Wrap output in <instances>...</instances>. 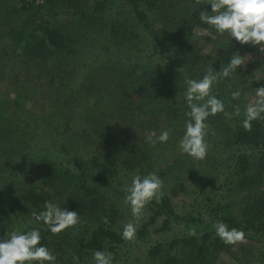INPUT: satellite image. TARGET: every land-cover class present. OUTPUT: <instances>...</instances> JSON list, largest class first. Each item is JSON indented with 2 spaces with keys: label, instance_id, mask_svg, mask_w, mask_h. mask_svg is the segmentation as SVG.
Segmentation results:
<instances>
[{
  "label": "rangeland",
  "instance_id": "obj_1",
  "mask_svg": "<svg viewBox=\"0 0 264 264\" xmlns=\"http://www.w3.org/2000/svg\"><path fill=\"white\" fill-rule=\"evenodd\" d=\"M74 2L78 8L72 9L65 0H49L47 3L46 0L35 1L37 19H47L56 26L63 34L64 46L60 50L50 51L53 52L51 54L42 51L43 57L32 58L35 61L33 66L29 65L30 68L20 62L24 60L22 45L19 46L21 49H16L20 61L9 47L12 45L9 33L22 28V20L27 18L28 13H6L8 9L4 11L0 6L3 12L0 23L4 26L0 29V52L2 49L9 52L0 62V101H3L5 108L7 101L19 97V104L16 105L18 111L12 113H27L25 117L29 122L26 121L30 123L32 119V125H35L33 130L31 125L24 132L21 128L15 130L14 136L8 141L10 145L0 147V189L3 192L0 197V217L3 216L2 224L7 226L5 231L0 230V240L6 239L9 232L26 223L36 227L43 225L32 220L30 213L20 211L21 196L27 194L29 189L37 192L41 189H56L57 195L53 202L59 201L62 206L67 199L61 188L64 185L63 173L77 174L74 159L84 161L81 163L85 169L89 161L87 163L92 164V169L95 166L91 163L93 158H100L98 160L102 162L110 157L114 161L113 150H123L124 144L131 143L132 154L124 152L122 155L129 161L134 153H139L138 161L134 159L130 164L127 161L128 169H121L118 175L106 178V184L97 195L100 201L96 207L99 219L87 222L81 217V222L71 229L73 241L70 246L82 247L84 251V244L99 224L121 234L125 224L134 223L137 226L135 241L103 243V248L87 251L88 254L80 258L79 264H92V254L97 250L112 252L114 264H174V259L186 262L191 258L188 256L190 246L173 244L170 247L169 243L185 239L203 242L207 233L210 235L208 241L215 242L218 237L212 228L213 223L222 221L229 228L239 229L237 213L242 205L250 202L255 205L254 201L264 200V168L260 167L263 151L253 146L233 145L221 133V136L214 134L207 137L210 149L204 160H195L182 154L178 143L184 134L187 117L182 114L176 117L177 113L169 115L173 109L172 102L166 103L159 115L161 119L170 121L167 125L161 126L150 117L149 124L148 117L143 116L150 107L148 111L155 113L153 108L159 105L156 98L153 101L149 96L161 91H158L161 78L157 81L151 74L155 71L150 70L149 46L145 43V37L148 38L150 33L143 26L144 20L124 0ZM167 5L173 13L178 11L188 16H185L187 26L181 28V20L169 23L171 11L166 18L160 17L161 22L150 20L149 17L151 25L157 33H163L165 39H175L178 36L175 34L177 27H180L181 33H185L184 37H191L190 41L186 39L188 48L183 54L190 52L189 57L196 60L195 63H191V59L187 63L182 62V76L175 77L176 87L173 88L178 91L175 93L176 100L181 102L186 87L185 76L202 78L201 74H205L211 66L207 60L218 53L223 56L220 53L222 48L216 50L214 47H217L215 41L225 37L217 36L211 26L199 21V5L211 10L207 0H167ZM125 33L138 35L133 36L130 42L133 41L134 45L138 43L137 48L142 50L140 55L139 52L118 46L113 52L114 39L118 45L124 44ZM150 40H147L148 45ZM229 42L233 46L235 41L230 39ZM234 45L238 47L239 43ZM240 55L246 57L244 68L232 78L222 81L221 91L219 85L215 89H219L220 99L229 102L233 109L234 105H239L244 110L254 99L257 89L251 87V83L264 79V52H241ZM44 57H48L45 62ZM171 62L163 58L158 75L172 78L173 71L179 70L181 65L177 67ZM137 63L140 70L131 74V77L128 75L131 72L129 70L134 66L137 68ZM235 84L236 88L233 87ZM237 89L241 90V98L233 101L231 93ZM172 124V133L166 144L152 148L145 143L146 134L158 136ZM230 125L234 126L232 120ZM161 155L163 158H160ZM148 156L150 159L147 161ZM139 161L142 165L137 166ZM192 170L199 171L195 180L188 177ZM153 171L164 179V196L171 199L174 213L179 217L171 219L169 223L165 222L166 216H155L148 206L144 215L137 220L123 203L124 193L121 189L131 182V175L139 173L143 176ZM44 172H49L53 178L46 184L40 181ZM178 184L182 188L174 191L173 187ZM228 218L232 223L225 222ZM189 228H195L196 235L189 236ZM243 232L246 235L245 243L235 246V250L231 246L229 253L213 246L206 258L207 262L201 260V264H264V229L254 228ZM159 246L162 248L158 249ZM69 251V246H63L60 251L62 260L68 258L63 256ZM64 264L75 262L72 258Z\"/></svg>",
  "mask_w": 264,
  "mask_h": 264
},
{
  "label": "trees",
  "instance_id": "obj_2",
  "mask_svg": "<svg viewBox=\"0 0 264 264\" xmlns=\"http://www.w3.org/2000/svg\"><path fill=\"white\" fill-rule=\"evenodd\" d=\"M35 1L37 0H0L1 7L6 13H11L12 12H18V13H28V16L26 19L22 20L24 25L22 28H20L19 31L14 32V33H9V37L11 38V43L12 45L9 46L10 49L13 51V55L15 56L16 59H19L20 61V55L17 54L16 56V49H21L19 46L22 45V54H24V60L20 61L24 66L27 68H30L29 65L33 66L34 64V59L32 58H41L43 55H41V52L46 50L48 53H53L50 51H56L60 50L64 46V37L63 34L60 33V30L52 25V23L47 20V19H37V11H34L35 9ZM49 0H46V3ZM66 4L71 7L72 9L78 8L79 6L74 2V0H65ZM127 5H129V8L132 9V11L136 12L141 19L144 20V28L150 33L149 37L146 38V45L149 46L147 51H149V57L148 61L150 64H152L151 71H155V73H151L154 78L157 79V81L161 78V86L158 89V91L161 89L160 92H157L155 96H149L151 97V100L153 98H156V102L158 103L159 107L153 108L155 109V113H152L151 111L149 112L148 110H151V107L146 110V114L143 116L148 117V122H150V118H154V120L158 121L161 126L167 125L170 121L168 119H161L159 117L161 111L164 110V106L167 103L172 102L173 109L172 113H169V115H175L178 117L179 115L182 114L184 116V113L187 111L186 104L184 101V97L182 98L183 101L176 100V95L178 91L173 88L175 86V77L177 76L178 78L182 76L180 74V70L173 71V77L168 79L166 76H161L158 75V68H160V62L164 58H168L169 61L176 65L177 67L182 68V62H189V59H191L190 52L188 54H183L186 49L188 48V41H190L191 37L189 39L187 37H184L185 33H181V28H184L187 26V23L185 19L188 17L186 14L182 15L180 12L176 11V14L173 13L168 5H167V0H124ZM161 2V3H160ZM160 3V4H159ZM98 7V6H96ZM98 9H96L97 11ZM199 10L201 11H208L210 12V9L207 8H202L201 5H199ZM170 19L169 23L172 21L176 20H181L180 27L178 28V31L175 32L177 33L178 36L175 39H171L169 37L163 36V33H157L155 27L151 25V19L160 21V17L166 18L167 15L170 13ZM200 14V13H199ZM3 16V12L0 8V20L1 17ZM186 16V17H185ZM150 17V20H149ZM90 18V17H89ZM142 20V21H143ZM150 21V22H149ZM10 26V25H9ZM4 27L3 24L0 23V29ZM174 28V26H172ZM193 28V27H192ZM9 29V28H8ZM180 29V30H179ZM190 31V30H189ZM124 44H119L116 39H114L115 43L113 42V52L117 49L118 47H126L129 50H134L136 52H139V55L142 53L140 48H137L138 43H133L130 42L131 39L134 37H137L138 35L133 34V33H125L124 35ZM151 37V38H150ZM150 40V43L148 45L147 40ZM188 41H187V40ZM235 41V40H234ZM217 48L220 47L221 45L222 49H220V53H222L223 56H220L219 53L216 55L211 56V60L215 59V62L213 65L216 67V69L220 70L221 64L222 63H227V60L230 58L229 56L240 52L244 53H259L260 51L251 45H234L236 41L234 42L233 46L231 45V42L225 37L220 39V41H215ZM195 43V42H193ZM238 43V42H237ZM174 44V45H171ZM137 50H136V49ZM227 48V49H223ZM239 48V49H238ZM24 49V50H23ZM238 49V50H237ZM219 50V48H218ZM223 51V52H222ZM9 52L5 51V49H2L0 52V62H2L3 58L7 57ZM47 56V55H46ZM159 56V57H158ZM30 58L32 61H28L26 58ZM48 58V57H47ZM46 57L43 58V62L47 60ZM153 58V60H152ZM139 59V58H138ZM192 60V59H191ZM153 61V63L151 62ZM157 62V63H156ZM195 61L192 60L191 63H195ZM170 64V63H169ZM189 64V63H188ZM197 64V63H196ZM198 65V64H197ZM156 66V67H153ZM165 66V64H164ZM167 66V64H166ZM244 68V67H243ZM242 68V69H243ZM246 69H249V67L245 66ZM241 69V70H242ZM140 70L138 68V63H137V68L132 67L130 68L128 75L133 74L134 72ZM239 70V72L241 71ZM170 73L172 70L169 71ZM238 73V72H237ZM172 74V73H171ZM144 75V74H143ZM204 74H201V76ZM131 77H133L131 75ZM220 91L223 88V82H220L219 84ZM234 88H236V84L233 85ZM251 87L254 88H260L264 87V79L258 81H254L251 83ZM219 89L214 88V93L217 94V97L220 99ZM19 98V97H18ZM16 98L15 100L7 101L5 103L6 107L4 108L3 101H0V147H5L9 146L8 144L9 140H11V136L15 134V130L20 129L21 131L24 130L27 131L28 127L31 125V130L35 128V125H32V119H31V124L28 123V119L25 117V113L22 111L17 112V113H12L18 110V105L19 100ZM223 100V99H222ZM225 107L226 111L232 112L234 110L230 105L229 102H225ZM16 107V108H15ZM241 113H243V110H241ZM150 117V118H149ZM240 117H235L233 116L231 119L226 118L223 114H218L215 117H210L209 118V135H218L222 137L223 135L226 136L227 140L230 142H233V145H237L238 147H244V146H253L262 149V154L260 157V167L264 168V120L261 121H254L252 123L251 129L250 130H245L241 126V118ZM27 119V121H26ZM234 123V126L230 125V122ZM173 127V124L170 125V129ZM168 128V129H169ZM234 128V129H233ZM19 130V131H20ZM220 132V133H219ZM137 133V132H136ZM134 135V133H133ZM132 135V136H133ZM130 136L128 135V138ZM14 139V138H13ZM210 141V140H209ZM229 142V143H230ZM131 143H126L123 145V150H118L117 148L113 150V159L110 157H106L104 161H100L98 159L100 158H93L91 160V163H93L95 166L92 167V164L89 165V161L86 162L88 165V168L85 169V167H82L84 161H79L78 159L73 160V165L77 169V174L74 175L72 172V175H69L66 171L63 173V178H64V185L61 187L64 189V198L66 199V203L63 204L61 207H64L68 210L76 211L79 216L82 217V220L88 221H94L98 220L99 216L97 215L98 210L96 207L100 205V201L98 199L99 193H101L100 188L106 184V178L111 175H118L119 173L122 172L121 169L125 171V169H128V166L126 165L127 161L126 157L122 155L124 152H130V155L132 154V147ZM125 148V149H124ZM122 151V152H121ZM121 152V153H120ZM110 154V155H112ZM139 153H134L132 155V159H129V164L132 163V160H137ZM145 158V157H144ZM142 158V159H144ZM160 158H163L162 155ZM150 159V156H148L147 161ZM146 161V162H147ZM82 162V163H81ZM145 162V163H146ZM163 162H166L165 159H163ZM167 163V162H166ZM144 164V163H143ZM137 166L142 165V162L139 161ZM122 167V168H120ZM144 167V166H143ZM68 170V169H67ZM69 171V170H68ZM76 172V171H75ZM191 172V171H190ZM70 173V172H69ZM199 173V171H193L192 173H189L188 177L190 180H195V175ZM68 174V175H67ZM67 175V176H65ZM60 177V175H58ZM53 178H51V175L49 172L43 173L41 175V182H44L46 184L47 182L51 181ZM179 188H182L181 184H178L173 187L174 191L178 190ZM174 193V192H173ZM3 195L2 190L0 189V197ZM5 195V193H4ZM55 195H57L56 189H51L50 191H46L44 189H41V191H34L32 189H29L27 191V194L21 196V203H20V211L25 210L26 212L30 213L31 211L35 212H40L43 210V205L45 201H54ZM61 193H59V196ZM251 194H249L250 196ZM94 196H97L96 199H93ZM59 198V197H58ZM104 198V197H103ZM247 199V197H246ZM245 199V202L247 201ZM251 200H254L250 198ZM1 201V200H0ZM91 201V203H90ZM30 205H29V204ZM255 205L252 204L251 202L249 204L242 205V207L239 209L237 215L239 216V226L238 228L242 231H249L255 229L262 228L264 229V200L261 201H254ZM57 204H59V201H57ZM150 208L151 212L155 216H166V223H169L171 219L176 218L178 219L179 217L175 215L174 213V208L171 203V199L168 196H163L161 201L159 203H151L148 205ZM13 208V207H12ZM14 209V208H13ZM16 213L14 212L13 215ZM4 215V214H3ZM11 214L9 213V216ZM17 218V216H13V218ZM14 218V219H15ZM25 220V219H24ZM3 221V216L0 217V230L5 231L6 230V224H2ZM232 223L231 219H225V222ZM9 224V222H8ZM260 225V226H258ZM23 227L21 228H26V229H32V228H39L41 230V236H42V244L44 246H47V248L54 252L59 260L57 261V264H64V262H67L71 260L74 256L78 257L79 260L82 258L84 255L88 254L87 251H91V249H101L103 248V243L105 244H110V243H120L123 242L124 240L121 237V234L116 232L115 230L104 227L99 224V227H96V229H93L91 234L89 235V238L87 239L88 241L84 244V251H82V247H74L72 248L70 245L73 241V237L70 236V232H73L71 229L66 230L63 233H60L58 235H53L51 234L44 225H38L37 227L35 225H29L25 224L21 225ZM204 241L199 242L196 239H185L181 241H173L174 243H169L168 245H176V244H186L187 246H190L191 252L188 254L190 255L191 258H188V261H184L182 263L184 264H201L202 262H207L209 252L213 246L217 247L219 251L221 252H227L229 253V249L231 246H226L219 238L216 239L215 242H209L208 238H210V235L207 233L204 236ZM4 240V239H3ZM178 242V243H177ZM69 246L70 251L69 254L64 255L63 257H68L67 259L62 260V256L60 254L61 249L63 246ZM55 246V247H54ZM162 248V246H159L158 249ZM205 255V256H204ZM187 256V257H188ZM202 260V262H200ZM174 264H182L181 261L178 259L173 260Z\"/></svg>",
  "mask_w": 264,
  "mask_h": 264
},
{
  "label": "clouds",
  "instance_id": "obj_3",
  "mask_svg": "<svg viewBox=\"0 0 264 264\" xmlns=\"http://www.w3.org/2000/svg\"><path fill=\"white\" fill-rule=\"evenodd\" d=\"M211 11H201L199 21L211 26L217 36L235 40L240 45H251L264 52V0H207ZM222 48V47H218ZM217 48V49H218ZM227 49V48H223ZM216 59V54H215ZM215 59L209 61L210 67L200 79L185 76L186 85L183 97L187 111L184 134L178 143L182 154L195 160H204L209 152V118L223 114L231 119L233 116H243L241 126L250 130L254 121L264 120V87L255 90L254 99L248 103L243 113L239 105H234V111H226L225 103L214 93V88L220 82L232 78L245 63L246 57L239 53L230 56L229 61L222 63L220 70L213 68ZM180 70V69H179ZM241 90L231 93V99L238 101ZM172 129H165L157 136L146 134L145 143L155 148L158 144L169 141ZM121 191L124 193L123 203L130 209L137 220L145 213L147 206L153 202L159 203L164 196V179L155 171L147 175L134 173L131 182L126 183ZM31 219L42 223L53 235L75 228L81 222V216L76 211H69L59 204L45 201L43 210L31 212ZM107 222V221H105ZM216 237L226 246H235L246 242L242 230L229 228L224 222L212 224ZM137 226L127 223L123 226L121 237L133 242L136 239ZM188 235H196L195 228H189ZM7 238L0 240V264H57V255L42 244L39 228L13 229ZM75 264L79 258L73 257ZM115 256L108 251H95L92 254V264H114Z\"/></svg>",
  "mask_w": 264,
  "mask_h": 264
}]
</instances>
